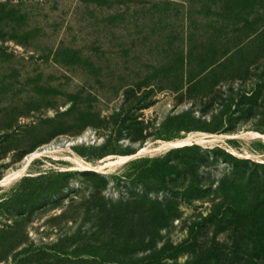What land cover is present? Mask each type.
I'll return each instance as SVG.
<instances>
[{"label": "rangeland", "instance_id": "obj_1", "mask_svg": "<svg viewBox=\"0 0 264 264\" xmlns=\"http://www.w3.org/2000/svg\"><path fill=\"white\" fill-rule=\"evenodd\" d=\"M187 243L264 264V0H0V264Z\"/></svg>", "mask_w": 264, "mask_h": 264}, {"label": "trees", "instance_id": "obj_2", "mask_svg": "<svg viewBox=\"0 0 264 264\" xmlns=\"http://www.w3.org/2000/svg\"><path fill=\"white\" fill-rule=\"evenodd\" d=\"M187 148L188 147L176 149L175 151H173V153L182 152L183 150ZM191 236H193V233H191ZM190 245L191 244L187 243L186 246H182V247H168V248L161 250V252L159 253H154V254H151L150 256H146L142 261L121 262V263L112 262V261H101L97 264H151V263H156L159 260H166L170 258L175 259V257H177L180 253L183 252V250L191 248L192 246ZM36 253H37L36 251L33 252V255H35ZM57 259L58 260L61 259V254L57 256ZM73 264H96V263L93 261H89L83 258L81 255H79L76 258H73Z\"/></svg>", "mask_w": 264, "mask_h": 264}, {"label": "bare ground", "instance_id": "obj_3", "mask_svg": "<svg viewBox=\"0 0 264 264\" xmlns=\"http://www.w3.org/2000/svg\"><path fill=\"white\" fill-rule=\"evenodd\" d=\"M39 151H36L32 154H30L28 157H27V162H26V165H24L25 167L24 168H27L28 164L31 163L34 159H36L38 156H39ZM42 151V150H41Z\"/></svg>", "mask_w": 264, "mask_h": 264}]
</instances>
